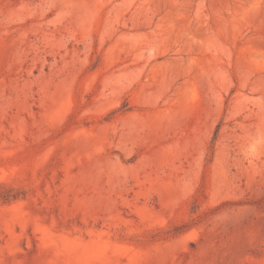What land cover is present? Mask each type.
<instances>
[{"label": "rangeland", "instance_id": "obj_1", "mask_svg": "<svg viewBox=\"0 0 264 264\" xmlns=\"http://www.w3.org/2000/svg\"><path fill=\"white\" fill-rule=\"evenodd\" d=\"M0 264H264V0H0Z\"/></svg>", "mask_w": 264, "mask_h": 264}]
</instances>
